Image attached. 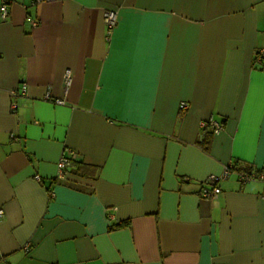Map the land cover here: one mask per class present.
I'll list each match as a JSON object with an SVG mask.
<instances>
[{
  "label": "crops",
  "instance_id": "crops-1",
  "mask_svg": "<svg viewBox=\"0 0 264 264\" xmlns=\"http://www.w3.org/2000/svg\"><path fill=\"white\" fill-rule=\"evenodd\" d=\"M261 50L264 0H0V264H264Z\"/></svg>",
  "mask_w": 264,
  "mask_h": 264
},
{
  "label": "built area",
  "instance_id": "built-area-1",
  "mask_svg": "<svg viewBox=\"0 0 264 264\" xmlns=\"http://www.w3.org/2000/svg\"><path fill=\"white\" fill-rule=\"evenodd\" d=\"M44 1H50V0H38V2H44ZM1 15L4 19L8 17V7L7 4L4 3L1 6ZM117 20L118 16L116 11H109L105 15V23L108 27V33L111 34L115 26L117 25ZM33 25L36 27L37 22H34ZM259 58L264 57V50H261L259 52ZM26 86L24 85L23 92L26 91ZM57 103L59 105L64 104L63 100H58ZM182 109H188V104L187 103H182L181 104ZM209 124L213 127L214 133H219L222 130V125L215 123L213 120L209 121ZM206 123H202V126H205ZM77 160V154L71 151H65V153L62 155L61 160H60V173H59V178H62L65 174V171L67 167L71 165L73 161ZM234 168L233 165H230L226 167L224 173L221 176H215L211 175L207 181L204 183L200 195L201 197L205 199H211V198H216L221 194V188L218 186V183L220 180L227 179L231 174H234ZM239 180L244 183L248 182L254 179H260L262 177H259L253 173L248 174V173H237ZM37 181L42 182V180L39 177H36ZM5 215L4 209L0 206V219H2Z\"/></svg>",
  "mask_w": 264,
  "mask_h": 264
},
{
  "label": "trees",
  "instance_id": "trees-1",
  "mask_svg": "<svg viewBox=\"0 0 264 264\" xmlns=\"http://www.w3.org/2000/svg\"><path fill=\"white\" fill-rule=\"evenodd\" d=\"M210 135H211L210 133H207V135L205 136V138L202 142L204 147H206L209 144ZM75 162H77V161L76 160L73 161L70 166H72ZM233 168H235V166H233ZM128 225H129V222H124V223L118 224L117 226H115V228H122V227H126Z\"/></svg>",
  "mask_w": 264,
  "mask_h": 264
}]
</instances>
